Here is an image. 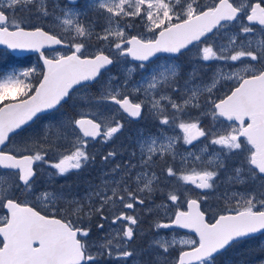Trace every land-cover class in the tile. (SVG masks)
<instances>
[{"label": "snow or ice", "instance_id": "snow-or-ice-1", "mask_svg": "<svg viewBox=\"0 0 264 264\" xmlns=\"http://www.w3.org/2000/svg\"><path fill=\"white\" fill-rule=\"evenodd\" d=\"M89 12L104 23L86 22ZM137 18L150 37L128 33ZM93 36L110 54H86ZM62 44L70 54L42 51ZM0 45L43 61L37 83L36 68L0 76V146L14 144L0 147V264H128L144 256L140 264H219L229 249L264 235V0H0ZM158 53L170 55L161 63ZM209 62H218L211 76ZM224 83L233 86L215 95ZM132 93L143 99L133 102ZM109 102L133 121L147 108L152 127L134 131L133 150L115 167V150L101 156L102 186L89 182L83 195L55 189L57 177L95 165L89 138L107 144L123 133ZM66 105L71 115L61 112ZM37 120L49 121L42 135L22 136ZM44 144L65 148L58 162L46 159ZM233 157L238 166L229 165ZM157 159L165 163L159 173ZM45 164L56 171L45 174ZM209 195L226 205L212 220L202 210ZM60 201L65 207L52 215L38 210ZM137 207L167 217L153 219L140 250L131 247L140 216L125 211ZM172 229L198 239L161 234ZM257 248L255 264H264V241Z\"/></svg>", "mask_w": 264, "mask_h": 264}, {"label": "rangeland", "instance_id": "rangeland-1", "mask_svg": "<svg viewBox=\"0 0 264 264\" xmlns=\"http://www.w3.org/2000/svg\"><path fill=\"white\" fill-rule=\"evenodd\" d=\"M200 3H202V4H211L212 0H200ZM126 20L127 21H131L132 18H126ZM92 21H96L98 24H103L104 23L103 19L98 17L96 13L89 12L88 16L86 17V22H92ZM35 23L39 24L40 22L39 21H35ZM134 24H135V26L133 28L127 29L128 33L130 35H138V34L143 33L146 38L151 36V33H147L145 31L144 21H142L139 18H137L134 21ZM46 28L48 30L52 31L54 34L60 36L61 38L67 39L65 34L62 33L59 28H55V27H53V25L47 24V23H46ZM96 31L97 32L101 31V28L97 27ZM87 44H88V49H87V53L86 54L94 55L98 50H101V49H103L105 51V54H110V50L105 46L104 42L96 40L95 36H93L90 40H88ZM194 51H195L194 49L191 50V51H187L184 56L180 57V62H183V63H185L187 65V61L192 57ZM57 53L66 54L67 51H65V50H56V51H53L51 53H48V56L52 57V56L56 55ZM167 57L168 56L159 57L160 58V62L162 63L164 61V59L167 58ZM1 61H2V56H0V63H1ZM217 63L218 62H209V69L210 70L207 73L208 76H211V74H212L211 73V69H214L216 67ZM29 68H36L37 69V73L33 74V76H32V83H37L39 78H40L38 73L40 71H42V69H41V67L38 65V63L34 59H29L23 65H20V66H11V67H8V68H5V69L1 68L0 69V76L12 74V73H18V72H21V71H23L25 69H29ZM113 71H115V69H113ZM136 79H139V77L137 76ZM232 86L233 85H231L229 83L222 84V86L215 92V95L223 96L224 93L227 92L229 90V88L232 87ZM96 87H99V86L97 85ZM92 91H96V88L94 87L92 89ZM74 95L79 97L80 95H83V92L80 91V92L75 93ZM130 96L133 97V99L135 100L134 102H139L140 99H143V93H140V94L132 93ZM71 103H72V101H69V104H71ZM77 110H79V109H77ZM145 110H146V113H148L147 108H145ZM107 112H108L109 115H113L114 114L116 116V118H118V119L121 116L120 112L115 110V109H113V107L111 105H109V104L107 105ZM54 115L57 116V117H60V113H56ZM147 117H148V115H147ZM148 119H150V118H148ZM203 121H204V119H203ZM48 122H49L48 120H38L36 122V124L33 126V128L29 131V134L26 133V135L24 137H27V136H37V137H39V136H41L43 131H44V125L46 123H48ZM211 123H212V121H211ZM202 126H205V125H203V123H202ZM151 127H152V124L151 123L148 124V128H151ZM152 130L154 131L155 129L153 128ZM178 131L179 130L177 129V132ZM132 132L134 134V131H132ZM131 136L132 135H130V134H127V136H125V137L119 136L118 138H115L114 140L110 141L108 145L107 144L104 145V146L99 145L100 148H101V151L102 152L106 151V154L109 151H112V150H115L118 153L116 159L111 163V165L109 167H115V164L120 163L122 160H127L128 159V155L133 150L132 147L130 146ZM112 143H114V146H112ZM12 147H14V144H10L9 149H11ZM64 151H65L64 147H61L58 150L55 149L54 152L52 151V153H54L53 154V158H55V160L51 159V160H48V161H50L51 163L58 162V160L60 158L59 157V153L60 152H64ZM134 162H136V161H134ZM168 162L171 163V158H169ZM176 164L179 166V159H177ZM238 164H239V159L237 157H233L229 161V165L230 166H238ZM47 166L49 167V165H46V164L45 165H41V167H42L41 170L45 174H47V170H46ZM164 166L157 167V164H156V166L154 168V171L159 173ZM100 167H101V170H99ZM96 168L97 167H94L93 170L95 171V173L97 172L96 174L99 177V180H98V184H94V185L102 186V173L106 169L102 166L101 162L98 165L99 169L96 170ZM76 174H77V171L72 172L70 174V176L75 177ZM118 178L119 177H117V179ZM131 186L135 187V182L134 181L131 183ZM56 188L61 189L62 187L57 185ZM86 188H87L86 184H83V185L80 184V187L78 189L67 188V189H64V191L68 192L69 190H71V192H73V193H79L80 195H83ZM237 188H239V186H237ZM145 195H147V194L145 193ZM155 201H156L157 204L161 203V196H160L159 192H157L156 195H155ZM59 204L62 205L63 207H65L64 202L60 201L57 204H55L54 206H52V208H54L55 206H59ZM38 206H40V207H42L44 209L45 208H50L51 209V207H46L45 205H38ZM225 206L226 205H225L224 201H217L213 195H209V198L207 199V201L202 202L203 210L206 211L207 213H209L212 216H214L215 213L219 212ZM135 212L137 214H139L141 223L138 226H134V227H136L137 235H136L135 240L132 242L131 247L140 250V249L146 248L147 245L149 244V242L152 239L153 229L151 228V225H152L153 219L157 218V215H158L160 218H163L166 221L167 217L165 216V213H164L163 210H160L158 214L157 213H153V214H146L145 213V214H142L141 213V209L138 207V209ZM173 212H174V208L170 210L169 215H171ZM3 214H4V212H0V216H2ZM161 234L162 235H166L168 238H171L173 234H176L177 235V239H180V238L195 239V238L191 237L190 235H187V234H184V233H181V232H177V231H174V232H163V231H161ZM96 237H97V233L94 234V237L91 238V239L95 240ZM258 241H264V238L260 237V238L255 240L254 243L256 244V247H257ZM179 247H186V246H181V245L178 244L177 248H179ZM176 254H178V253H176ZM147 259H148L147 256L141 257L140 259L132 258V259H130L128 261V264H140V260H145L146 261ZM113 260H115V255L113 257ZM230 261H231V259L228 256H224V257L219 258V264H230ZM233 264H255V263H241V262L235 261V262H233Z\"/></svg>", "mask_w": 264, "mask_h": 264}, {"label": "flooded vegetation", "instance_id": "flooded-vegetation-1", "mask_svg": "<svg viewBox=\"0 0 264 264\" xmlns=\"http://www.w3.org/2000/svg\"><path fill=\"white\" fill-rule=\"evenodd\" d=\"M227 92H225L224 94H226ZM130 99H132L133 102L135 101L133 99V97H131V96H130ZM111 106L113 107V109L119 111L117 106H115V105H111ZM120 114H121V116L119 117V119L122 117V122L125 124V128H124L122 134H117L116 138H118L119 136L125 137V136H127V134L132 135L133 134L132 131H135V129H138V128H142V127L148 128V124L147 123L149 121H151L150 119H148L147 113H146V110L145 109H144L145 118L144 119H141V120H139L137 122L131 121L125 115H123L121 112H120ZM222 119L223 118H221V120ZM227 123L228 122L224 121V124L225 125ZM203 125H205L204 127H208L209 125H211V118L210 117L204 118ZM33 126H34V124H32L31 127L28 128V130L22 134V136H25L26 133L29 134V131L33 128ZM13 139L14 140H18V139H20V137H14ZM10 144L11 143H8L7 146L4 148L5 151H9L8 148L10 147ZM108 144L109 143H107V145ZM47 145L49 146V144H47ZM99 145L104 146L106 144L103 143L100 138H98L96 141H93V140L89 139V144H88V151H89V153L95 155V153L98 152V148H99L98 146ZM43 146L48 147V146H46V144H44ZM112 146H114V143H112ZM53 159L55 160V158H53ZM99 161H101V155H100V158L99 159L95 156V165L94 166L93 165H89L87 168H84L81 171H77V174H76L75 177L70 176V174L72 172H75L76 170H72L66 176L57 177L54 180V182H53V185H54L53 187L56 188L57 185L58 186H63L64 184H72L73 182L72 183H68L69 180H77L78 183H80L81 185L86 184V186L88 185L89 182H91L92 184H98L99 177L97 176V174H96L97 172L95 173V171L93 170V168L94 167H97L96 170L99 169L98 168V165H99L98 162ZM47 168L50 169L49 172H55L56 171L54 169L49 168L48 166H47ZM99 170H101V169H99ZM47 173H48V171H47ZM86 176H88V177H86ZM56 189L59 190L58 188H56ZM197 191H199V190H197ZM55 207L62 208L63 206L59 204V206H55ZM137 209H138V207H137ZM38 210H40L42 213L47 212L48 215H52V213H53V208L52 207H51V209L50 208H45L44 209V208L38 206ZM125 211H127L128 214L139 215L136 212H134L133 210H125ZM105 212L108 213V209H105ZM99 222H100V220H99V217L98 216L93 217L92 222H91V224H92V232H91V234L94 233V232L97 233V230L95 228V224L96 223H99ZM87 224H88V222L85 221V226H87ZM107 230H108V228H107V224H106L105 231H107Z\"/></svg>", "mask_w": 264, "mask_h": 264}, {"label": "trees", "instance_id": "trees-1", "mask_svg": "<svg viewBox=\"0 0 264 264\" xmlns=\"http://www.w3.org/2000/svg\"><path fill=\"white\" fill-rule=\"evenodd\" d=\"M0 56H2V61L0 63V69L1 68H4V69L8 68L12 64L15 63L14 59L10 55L5 53L4 51L0 50ZM63 110L67 111L68 114L71 115V111L68 110V106L67 105L65 106V108ZM46 146H48V145L46 144ZM42 147L47 151V156L46 157L48 159H51V158L53 159V154L54 153H52V151L54 152V150L56 148L50 147V145H49V147H45V146H42ZM100 155L101 156L106 155V151L102 152L101 148L99 146L98 152L95 153V156L99 159ZM161 164H159L158 167L164 166L165 165L164 161L161 160ZM86 177H88V176H86ZM68 183H72L71 186H73L74 189H78L79 188L76 180H69ZM73 184H75V185H73ZM63 187L67 189V188H70V185L69 184H65ZM254 242H255V239L246 240L243 243L238 244L235 247L229 249L222 257L228 256L231 259L230 264H233V262H235V261H238V262H241V263H255L256 262L257 252H258V248L256 247V244Z\"/></svg>", "mask_w": 264, "mask_h": 264}, {"label": "water", "instance_id": "water-1", "mask_svg": "<svg viewBox=\"0 0 264 264\" xmlns=\"http://www.w3.org/2000/svg\"><path fill=\"white\" fill-rule=\"evenodd\" d=\"M60 47H63V48H68V47H65L63 44L62 45H52L51 47H45L44 49H42V51L44 52L45 50H52V49H57V48H60ZM0 48L2 49H7L12 55L14 56H17V57H21V56H26V55H31V54H37L38 57H40V54L38 52H35V51H32V50H27V49H8L5 45H0ZM170 54H166V53H158L157 54V57H160V56H169ZM156 58L154 57L153 60H155ZM40 60V58H39ZM42 66H43V61L40 60ZM125 114V113H124ZM127 116V114H125ZM11 135V134H10ZM98 139V138H97ZM7 144V142H6ZM0 147H4V146H0ZM6 211V210H5ZM174 230V229H172ZM181 231H184V232H187V233H190L192 235H195L194 232L188 230V229H179ZM164 231H171V230H164ZM260 235V234H257V236ZM198 239V237H197Z\"/></svg>", "mask_w": 264, "mask_h": 264}]
</instances>
